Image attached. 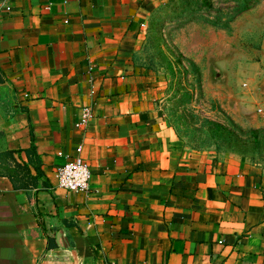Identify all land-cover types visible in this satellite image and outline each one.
<instances>
[{"label":"crops","instance_id":"0c3cea01","mask_svg":"<svg viewBox=\"0 0 264 264\" xmlns=\"http://www.w3.org/2000/svg\"><path fill=\"white\" fill-rule=\"evenodd\" d=\"M159 1L0 0V264H264V171L181 154L134 62Z\"/></svg>","mask_w":264,"mask_h":264},{"label":"rangeland","instance_id":"374dc122","mask_svg":"<svg viewBox=\"0 0 264 264\" xmlns=\"http://www.w3.org/2000/svg\"><path fill=\"white\" fill-rule=\"evenodd\" d=\"M134 62L181 154L264 171V0L159 1Z\"/></svg>","mask_w":264,"mask_h":264},{"label":"built area","instance_id":"2783aa9c","mask_svg":"<svg viewBox=\"0 0 264 264\" xmlns=\"http://www.w3.org/2000/svg\"><path fill=\"white\" fill-rule=\"evenodd\" d=\"M89 118V109L83 108L81 124L86 123ZM54 178L57 187L67 192H83L88 189L91 173L81 156V148H78L75 154L65 157L64 163L55 168Z\"/></svg>","mask_w":264,"mask_h":264},{"label":"trees","instance_id":"16d2710c","mask_svg":"<svg viewBox=\"0 0 264 264\" xmlns=\"http://www.w3.org/2000/svg\"><path fill=\"white\" fill-rule=\"evenodd\" d=\"M244 11L245 10H247V7H245L244 9H243ZM18 167V166H17ZM18 169H20V167H18ZM36 170V179L37 180H39V182H42L43 183V174L41 173V171L39 170V168H36L35 169ZM17 174L18 173H16V169H13V170H7L6 172H5V176L12 182V184H13V187L15 188V189H17V188H25L26 186H25V184H23V183H18V179L16 178L17 177Z\"/></svg>","mask_w":264,"mask_h":264}]
</instances>
